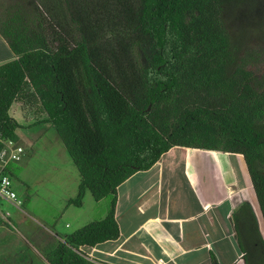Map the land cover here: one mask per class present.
I'll list each match as a JSON object with an SVG mask.
<instances>
[{
    "label": "trees",
    "instance_id": "1",
    "mask_svg": "<svg viewBox=\"0 0 264 264\" xmlns=\"http://www.w3.org/2000/svg\"><path fill=\"white\" fill-rule=\"evenodd\" d=\"M260 1L0 0V151L19 141L11 106L40 110L78 172L66 206L109 200L105 218L36 248L48 264H104L81 248L118 239L117 188L173 148L241 155L264 223V72L250 69L264 57L226 20ZM232 220L244 264H264L251 206Z\"/></svg>",
    "mask_w": 264,
    "mask_h": 264
},
{
    "label": "crops",
    "instance_id": "2",
    "mask_svg": "<svg viewBox=\"0 0 264 264\" xmlns=\"http://www.w3.org/2000/svg\"><path fill=\"white\" fill-rule=\"evenodd\" d=\"M10 59L11 54L0 37V65ZM21 110L20 103H14L9 110V115L22 126L20 129L40 124L20 122V116L27 119L23 112L20 115ZM45 119L41 123L50 124ZM25 138L29 141L31 135ZM18 140L24 154L26 141ZM58 172L60 176L46 177L53 184L40 187L42 201L54 210L50 220H41V226L27 224V219H33L25 217L26 202L20 200L21 207L3 205L5 210L8 206L12 208V212L8 210L6 221L0 219V264H48L37 249L26 245L24 235L66 237L92 221L105 218L109 201L100 209L105 199L96 202L88 191L80 208L67 207V200L77 192L78 172L67 174L64 169ZM33 186L29 183L25 189ZM37 192L26 195L31 217H35L31 204L38 197ZM243 203L251 206L260 231L264 226L258 219L261 214L256 211L257 202L241 155L173 148L149 170L134 174L117 188L118 239L81 251L90 260L104 264H211V255L217 264H244L232 220V214ZM260 234L264 239L261 231Z\"/></svg>",
    "mask_w": 264,
    "mask_h": 264
},
{
    "label": "rangeland",
    "instance_id": "3",
    "mask_svg": "<svg viewBox=\"0 0 264 264\" xmlns=\"http://www.w3.org/2000/svg\"><path fill=\"white\" fill-rule=\"evenodd\" d=\"M259 3L257 9H242L241 11H236L234 14L230 13L226 20L229 34L233 38L240 37L247 46V52H251L255 56L259 55L258 57H264V0H261ZM246 12L250 13H247V16H245L244 13ZM243 33L245 35H240ZM250 69L257 74H261L264 72V64L261 63L257 66H251ZM22 112L21 110L20 115ZM35 113V117L30 115L26 120H23L21 116L19 117V121L23 124L34 121L40 124L31 129L23 128L16 131L17 137L26 141L28 147L25 148V152L21 156L20 161L11 165L12 171L15 173V175L11 176V180L19 200L23 203L26 202L24 204L26 210L24 212L26 215L25 217L28 215V217L33 219V221L27 219V224L37 223L41 226V220H47V218L50 220L54 213V210L42 201L43 191H41L40 187L46 184H53L46 181L47 175L60 176L58 171L61 169L66 170L67 174H70V172L75 174L77 172L58 140L54 128L50 124L41 123L45 116L40 110L35 111ZM30 135L31 139L27 141L25 137ZM20 172L21 175L19 174ZM29 183L34 186L31 187V189H25L26 185ZM34 190L38 191L36 193L38 197L35 198L31 204V211L35 214V217H31L27 210V201L29 198H27L26 195L32 196ZM54 199H56V197H53V200ZM104 201L105 202L100 205V209L102 205L108 203L109 200L105 199ZM6 207L7 206H5V208ZM6 209L12 212V208L9 206ZM97 211L96 218L98 219L100 216L98 207ZM256 211L259 214L257 204ZM55 219H58V217H55ZM258 219L262 224L260 216ZM260 231L262 235H264V227H262ZM24 236L27 240L26 245H32L35 249L37 248L39 250L41 249L40 245L42 240L46 241V247L49 248L56 242H59L58 240H63L65 238L64 235H44L42 233L40 235Z\"/></svg>",
    "mask_w": 264,
    "mask_h": 264
},
{
    "label": "built area",
    "instance_id": "4",
    "mask_svg": "<svg viewBox=\"0 0 264 264\" xmlns=\"http://www.w3.org/2000/svg\"><path fill=\"white\" fill-rule=\"evenodd\" d=\"M23 151V147L10 140L2 142L0 151V219L3 221L9 217V213L3 208V205L21 207L22 204L14 190L8 169L10 165L20 161Z\"/></svg>",
    "mask_w": 264,
    "mask_h": 264
},
{
    "label": "flooded vegetation",
    "instance_id": "5",
    "mask_svg": "<svg viewBox=\"0 0 264 264\" xmlns=\"http://www.w3.org/2000/svg\"><path fill=\"white\" fill-rule=\"evenodd\" d=\"M262 223H263V220H262ZM263 226H264V223H263Z\"/></svg>",
    "mask_w": 264,
    "mask_h": 264
}]
</instances>
